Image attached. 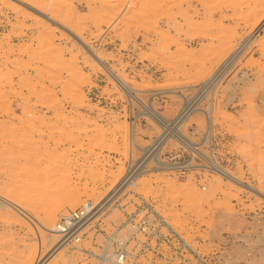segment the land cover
I'll return each mask as SVG.
<instances>
[{"label":"rangeland","instance_id":"374dc122","mask_svg":"<svg viewBox=\"0 0 264 264\" xmlns=\"http://www.w3.org/2000/svg\"><path fill=\"white\" fill-rule=\"evenodd\" d=\"M21 1L35 11L0 0V264H36L58 242L46 215L119 180L126 112L141 118L137 145L160 135L159 159L188 166L137 190L218 264H264V0ZM185 102L181 136L165 140L145 105L171 120Z\"/></svg>","mask_w":264,"mask_h":264},{"label":"built area","instance_id":"2783aa9c","mask_svg":"<svg viewBox=\"0 0 264 264\" xmlns=\"http://www.w3.org/2000/svg\"><path fill=\"white\" fill-rule=\"evenodd\" d=\"M190 106L185 102L174 119L154 117L152 121H161V134L167 138L177 130ZM125 120L129 148L121 157L123 169L119 180L100 200H87L74 210L58 214L54 232L63 246L64 256H70L76 264H218L217 257L194 247L155 203L137 190L145 175L160 173L155 171L157 160L161 161L160 135L141 148L136 141L141 118L126 112ZM178 130L170 137H178Z\"/></svg>","mask_w":264,"mask_h":264},{"label":"bare ground","instance_id":"6f19581e","mask_svg":"<svg viewBox=\"0 0 264 264\" xmlns=\"http://www.w3.org/2000/svg\"><path fill=\"white\" fill-rule=\"evenodd\" d=\"M18 2H20L21 4H24L25 6H27V4H25V2L21 1V0H16ZM29 1V0H28ZM30 2L32 3V5H38V0H30ZM29 5V4H28ZM28 9H32L35 11V7L34 8H31L29 6H27ZM33 7V6H32ZM37 12V10H36ZM41 16V15H40ZM42 18H46L44 17V15H42ZM249 44V41L246 43L245 47ZM90 52L92 50L88 49ZM243 50H244V47H243ZM92 55H96L94 52H91ZM95 59V58H94ZM97 62L102 65L104 67V69L108 72V74H110V76L114 79V81L129 95H132L134 98H135V95L133 94V89L131 87H129L118 75L114 74V72H112L111 70L107 69V67L104 66L101 58L99 57H96ZM137 100V99H136ZM147 107V111L145 112V114L150 117V118H154V117H158L156 111L148 104V106L146 105ZM189 113H187L182 119L181 121L178 123V124H181L182 122H184V120L188 117ZM160 116V115H159ZM207 132L208 134L211 132V118H209L208 120V125H207ZM163 135V134H162ZM171 135H176V134H171ZM169 137V136H168ZM167 137V138H168ZM167 138L165 140H167ZM184 139V137H183ZM163 140V139H162ZM163 142V141H162ZM181 142V141H179ZM163 143H161V145H163ZM185 145L193 152V153H196L198 154L199 151H198V147L197 145L191 143V142H187L185 143ZM210 163V162H209ZM157 166L158 168L155 170V171H168V170H172V169H177V168H180L182 167L183 165H176V164H165L163 162H161L160 160H157ZM188 167V166H187ZM211 170L215 171L216 173H218L219 175L221 176H225L226 178H228L229 180H231L232 182H235L241 186H244L248 189H250L251 191H255L253 188H251L250 186H247V185H244L242 182L236 180L235 178L231 177L227 171H225L224 169H222V167L218 166L215 162H211V164H209L208 166ZM257 193H259L260 195L264 196V194H262L261 192L259 191H256ZM75 200H70V204L71 205H74L75 203ZM54 209V208H53ZM52 211H50L46 217H45V229H46V232H47V238L49 241L51 240H54L55 238V235L56 233L54 232V229H55V226H56V219H55V209ZM27 219V218H26ZM47 240V241H48ZM56 240L58 241L56 244H53L52 245V249L50 250L49 254L45 255L43 258H41L36 264H45L46 262H48L50 259H53L55 257H57L58 255H60L61 253H63V255H65V253L62 251V244L60 243L59 241V238L58 236L56 235Z\"/></svg>","mask_w":264,"mask_h":264}]
</instances>
